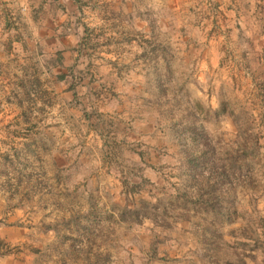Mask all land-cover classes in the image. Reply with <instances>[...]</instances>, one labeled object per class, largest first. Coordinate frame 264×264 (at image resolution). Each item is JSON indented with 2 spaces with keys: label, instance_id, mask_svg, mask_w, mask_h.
I'll return each mask as SVG.
<instances>
[{
  "label": "rangeland",
  "instance_id": "374dc122",
  "mask_svg": "<svg viewBox=\"0 0 264 264\" xmlns=\"http://www.w3.org/2000/svg\"><path fill=\"white\" fill-rule=\"evenodd\" d=\"M139 4L155 24L159 1ZM16 14L0 22V264H264V38L221 31L233 79L197 117L164 79L159 102L127 105L121 53L89 35L44 52Z\"/></svg>",
  "mask_w": 264,
  "mask_h": 264
},
{
  "label": "crops",
  "instance_id": "0c3cea01",
  "mask_svg": "<svg viewBox=\"0 0 264 264\" xmlns=\"http://www.w3.org/2000/svg\"><path fill=\"white\" fill-rule=\"evenodd\" d=\"M158 1L155 24L147 21L140 0H0V22L16 21L17 11H23L34 30L31 35L44 52L75 54L81 42L78 39L87 35L96 37L99 43L93 51L122 54L127 72L115 81L122 87L118 92H123L127 105L145 107L147 95L152 96L153 102H159L164 79L177 87H190L189 97L185 96L184 101L191 103V111L197 117L204 116L202 104L207 108L210 102L214 106L218 102L216 93L205 88L233 79L227 77V69H233L234 62L228 63L231 68L225 66L222 49L214 47L217 40L224 39L221 31L239 39L235 44L243 41V37L264 38V0ZM242 57L248 63V57ZM152 67L157 72L147 76ZM106 68L113 71L117 65L109 63ZM245 68L249 69V65ZM161 69L166 75L160 74ZM65 81L57 87L65 86L66 91ZM174 95L183 100L177 90ZM61 98H67L71 114L80 117L81 98L71 92Z\"/></svg>",
  "mask_w": 264,
  "mask_h": 264
}]
</instances>
